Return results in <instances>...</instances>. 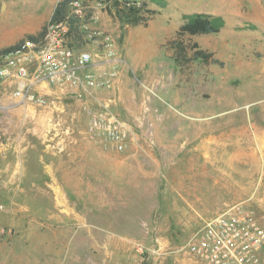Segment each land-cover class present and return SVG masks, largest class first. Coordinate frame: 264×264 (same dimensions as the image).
Segmentation results:
<instances>
[{"label": "rangeland", "instance_id": "374dc122", "mask_svg": "<svg viewBox=\"0 0 264 264\" xmlns=\"http://www.w3.org/2000/svg\"><path fill=\"white\" fill-rule=\"evenodd\" d=\"M58 1L0 0V50L40 38ZM85 1L101 33L82 46L113 40L114 83L35 105L0 82V264H206L183 246L237 203L264 230V0H139L137 25ZM194 12L225 24L182 33ZM103 107L122 151L89 129Z\"/></svg>", "mask_w": 264, "mask_h": 264}, {"label": "built area", "instance_id": "2783aa9c", "mask_svg": "<svg viewBox=\"0 0 264 264\" xmlns=\"http://www.w3.org/2000/svg\"><path fill=\"white\" fill-rule=\"evenodd\" d=\"M123 1L126 6L141 7L139 0ZM97 18L98 11L85 0H70L63 17L50 18L40 38H27L0 53V82L12 87L19 102L35 105L46 104L42 90L48 85L74 91L110 86L118 76L112 62L113 40L104 38L103 54L82 46L101 33L94 27ZM100 55L106 56L109 68H89ZM89 112L90 131L106 149L122 151L129 137L126 127L106 107ZM260 247H264V230L238 203L205 220L183 246L206 264H254L251 250Z\"/></svg>", "mask_w": 264, "mask_h": 264}, {"label": "trees", "instance_id": "16d2710c", "mask_svg": "<svg viewBox=\"0 0 264 264\" xmlns=\"http://www.w3.org/2000/svg\"><path fill=\"white\" fill-rule=\"evenodd\" d=\"M70 0H60L57 2L54 11L51 15V20H59L63 17L67 4ZM108 3L110 7H114L116 13L119 14L122 20L132 25L144 23L145 18L139 13L140 7L126 6L123 0H102ZM146 3H142L141 6ZM225 24L223 16L206 12H194L185 15V22L180 26L179 30L182 33L195 34H209L218 32ZM43 33H40V36ZM32 39H37V36H30ZM18 44L6 47L0 50V53L8 51Z\"/></svg>", "mask_w": 264, "mask_h": 264}, {"label": "crops", "instance_id": "0c3cea01", "mask_svg": "<svg viewBox=\"0 0 264 264\" xmlns=\"http://www.w3.org/2000/svg\"><path fill=\"white\" fill-rule=\"evenodd\" d=\"M106 64H103L102 65H107L109 64L110 65V62H105ZM100 65V60L99 59H95L94 58V62L91 63L90 67L89 68H95L96 66H99ZM62 88L58 87V86H50L48 85L47 87L43 88L42 92L44 94V98L47 99L46 97L48 96H52V97H59L61 94H62V90H60ZM67 90H70V91H73V89L71 88H68ZM98 96V95H97Z\"/></svg>", "mask_w": 264, "mask_h": 264}]
</instances>
